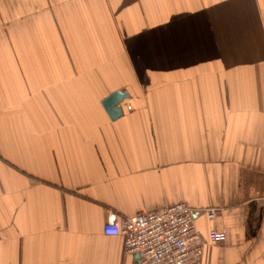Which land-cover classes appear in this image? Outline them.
Segmentation results:
<instances>
[{
    "label": "crops",
    "instance_id": "0c3cea01",
    "mask_svg": "<svg viewBox=\"0 0 264 264\" xmlns=\"http://www.w3.org/2000/svg\"><path fill=\"white\" fill-rule=\"evenodd\" d=\"M185 202L264 264V0H0V264H134L108 212Z\"/></svg>",
    "mask_w": 264,
    "mask_h": 264
},
{
    "label": "built area",
    "instance_id": "2783aa9c",
    "mask_svg": "<svg viewBox=\"0 0 264 264\" xmlns=\"http://www.w3.org/2000/svg\"><path fill=\"white\" fill-rule=\"evenodd\" d=\"M194 209L185 203L121 218L112 211L102 231L121 236L126 255H137L134 264H202L206 242L225 240V230L213 228L204 239L195 227ZM213 220L219 208L202 209Z\"/></svg>",
    "mask_w": 264,
    "mask_h": 264
},
{
    "label": "water",
    "instance_id": "95a60500",
    "mask_svg": "<svg viewBox=\"0 0 264 264\" xmlns=\"http://www.w3.org/2000/svg\"><path fill=\"white\" fill-rule=\"evenodd\" d=\"M127 97L128 93L113 90V92L109 93L104 99H102L101 104L103 109L106 110L110 119H114L116 116L118 117L122 114L123 110L120 107V103L124 99H127ZM135 257H137V255H135Z\"/></svg>",
    "mask_w": 264,
    "mask_h": 264
}]
</instances>
